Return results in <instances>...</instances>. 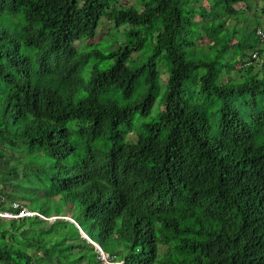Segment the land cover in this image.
<instances>
[{
    "label": "trees",
    "instance_id": "1",
    "mask_svg": "<svg viewBox=\"0 0 264 264\" xmlns=\"http://www.w3.org/2000/svg\"><path fill=\"white\" fill-rule=\"evenodd\" d=\"M205 3L0 0V212L44 217L0 216V264H105L75 223L110 263L264 264V0Z\"/></svg>",
    "mask_w": 264,
    "mask_h": 264
},
{
    "label": "rangeland",
    "instance_id": "2",
    "mask_svg": "<svg viewBox=\"0 0 264 264\" xmlns=\"http://www.w3.org/2000/svg\"><path fill=\"white\" fill-rule=\"evenodd\" d=\"M203 3H204V5H206L205 0H203ZM257 3H258L257 1L250 2V4H251L250 6L252 7V10L251 11H248L247 8L244 5H242V4H238V5L235 6L236 9L239 8V9H243L244 10V14L240 17V19L237 22L238 25L245 26V27H247L248 30H251V29L254 28L253 15H254V10H255V7H256ZM261 6H262V3L260 2V7ZM105 26H107V25H105ZM130 29H133V27H131V26L127 25V24L121 26L119 29H116L114 27H113V29H110V27H109V30L111 31V33H110L109 37L106 39V42L105 43H101V45L99 46V48L100 49L112 48L115 45H118L120 43L127 42L125 33H127V31L130 30ZM149 40H150V36H147V39L145 41L146 42V47L143 50V53H144L143 54V57L142 56H138L136 58V56L138 54L135 55L133 57V59L135 60L134 63L141 62V60L142 61H145L147 59V57L149 56V55H147V54H149L151 52L148 49V46H149V43H150ZM128 42H130V41H128ZM200 43H204V44L209 43V38L206 37ZM163 64H164V62L161 61L160 59H158V69H159V72L162 71V73L160 74V80L161 81H160V90H159L158 95H157V103H156V106H155V108H154V110L152 112V115H154V113H156L157 111L161 110V108H162L161 98H162V93L164 92L165 80H166V73H165L166 70H163V69H165V67H164ZM106 96H108V97L111 96V97L115 98L114 94H112V93L110 94V96L109 95H106ZM117 99H118V97H117ZM129 138L131 140L134 139L135 138V134H129L128 139ZM20 211H22V210H20ZM7 212H8V214H4V216L6 215L7 217H10L12 214L9 213V212H11V211H7ZM26 215H28V213ZM51 219H53V218H51ZM104 260H106V259H104ZM105 263H107V261H105Z\"/></svg>",
    "mask_w": 264,
    "mask_h": 264
},
{
    "label": "clouds",
    "instance_id": "3",
    "mask_svg": "<svg viewBox=\"0 0 264 264\" xmlns=\"http://www.w3.org/2000/svg\"><path fill=\"white\" fill-rule=\"evenodd\" d=\"M9 213L12 214L10 217H7L6 215L4 216V214H8V212H2V213H0V216L7 217V218H15V217L30 216V215L34 214V215L40 216L41 218H44V217H42L41 215H39L38 213L30 212V211L25 210V209L22 210V211H19L17 214L14 213V212H9ZM27 213H28V215H26ZM51 218L54 219L55 217H51ZM51 218H49V219L52 220ZM63 218H64L65 220H70V221H72L73 223H75L74 220L70 219L69 217H63ZM75 225H76L77 228L79 229L81 235H82L85 239H87V241L90 242V243L96 248L98 254L101 256V259H102V260L104 261V263H105V261H107V258H106V255L104 254V252L102 251V249L99 247V245L96 244V243H94L93 241H91V240L85 235V233L80 229V227H79L76 223H75ZM104 259H106V260H104ZM105 264H121V263H118V262L110 263V262L107 261V263H105Z\"/></svg>",
    "mask_w": 264,
    "mask_h": 264
}]
</instances>
